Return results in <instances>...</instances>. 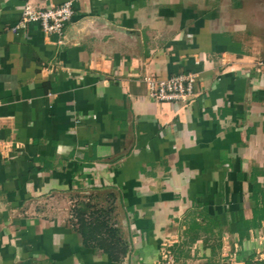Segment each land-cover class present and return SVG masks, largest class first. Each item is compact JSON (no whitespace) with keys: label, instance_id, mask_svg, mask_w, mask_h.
Returning <instances> with one entry per match:
<instances>
[{"label":"crops","instance_id":"crops-1","mask_svg":"<svg viewBox=\"0 0 264 264\" xmlns=\"http://www.w3.org/2000/svg\"><path fill=\"white\" fill-rule=\"evenodd\" d=\"M63 1L0 0V264H156L167 244L262 264L264 0H73L60 37L9 29ZM181 72L191 98L148 97L145 76ZM79 202L116 212L119 262L84 243Z\"/></svg>","mask_w":264,"mask_h":264},{"label":"built area","instance_id":"built-area-1","mask_svg":"<svg viewBox=\"0 0 264 264\" xmlns=\"http://www.w3.org/2000/svg\"><path fill=\"white\" fill-rule=\"evenodd\" d=\"M73 0L34 10L30 5H24L20 18L9 29L15 32L24 29L29 23H35L46 35L62 36L65 24L73 16ZM258 72L264 74V62L258 61ZM143 82L147 88L148 97L156 101L184 102L195 94L197 76L193 72L174 73L168 77L145 76ZM156 264H177L170 245H163ZM221 264H238L235 257ZM264 264V260L263 263Z\"/></svg>","mask_w":264,"mask_h":264},{"label":"trees","instance_id":"trees-1","mask_svg":"<svg viewBox=\"0 0 264 264\" xmlns=\"http://www.w3.org/2000/svg\"><path fill=\"white\" fill-rule=\"evenodd\" d=\"M259 190L260 188H258L257 185L253 189L252 196L255 200L257 199ZM262 196L264 198V190H262ZM263 204L264 200L261 201V205ZM89 207L88 204L82 202L74 204L72 216L76 219V229L81 234L86 245H88L90 241H93L103 252L109 254L112 260L119 262L127 252V244L115 239L118 233L117 229L108 228L107 221H105L107 211H95L90 213L89 216H86V211ZM260 207L256 209V213L258 217H264V207ZM251 225H256L254 220L252 222L244 220L241 213L238 214L236 227L240 240L249 236L248 230Z\"/></svg>","mask_w":264,"mask_h":264},{"label":"rangeland","instance_id":"rangeland-1","mask_svg":"<svg viewBox=\"0 0 264 264\" xmlns=\"http://www.w3.org/2000/svg\"><path fill=\"white\" fill-rule=\"evenodd\" d=\"M74 203H75V201H74ZM88 203H93L92 204L93 206L96 205V204H97V206L98 205H102L104 208H107V209L108 208L110 209L112 207L111 206V199L99 200L98 202L97 201H90ZM86 215H88V212H86ZM105 221H107L108 228L111 227V228H115V229L118 230V233H117V236L115 237V239H117L119 241H124L127 244V240H126L125 234L120 228L121 227L120 220H119L118 215L116 214V212H114L112 210L109 214L105 215ZM119 237H121V238H119ZM122 237H125V239H123Z\"/></svg>","mask_w":264,"mask_h":264}]
</instances>
